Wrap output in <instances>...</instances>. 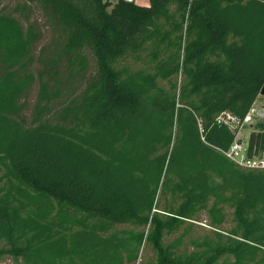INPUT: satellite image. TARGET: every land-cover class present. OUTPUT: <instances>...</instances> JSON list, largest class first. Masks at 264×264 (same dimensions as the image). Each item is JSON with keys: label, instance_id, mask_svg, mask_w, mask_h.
<instances>
[{"label": "trees", "instance_id": "obj_1", "mask_svg": "<svg viewBox=\"0 0 264 264\" xmlns=\"http://www.w3.org/2000/svg\"><path fill=\"white\" fill-rule=\"evenodd\" d=\"M28 1L60 43L25 126L39 35L0 14V261L264 264V170L229 160L216 123L264 91V0Z\"/></svg>", "mask_w": 264, "mask_h": 264}, {"label": "rangeland", "instance_id": "obj_2", "mask_svg": "<svg viewBox=\"0 0 264 264\" xmlns=\"http://www.w3.org/2000/svg\"><path fill=\"white\" fill-rule=\"evenodd\" d=\"M0 14L9 15L16 18L21 26L23 27L24 32L27 31L30 26L34 29L35 32L39 35L38 39L31 47V54L28 59L23 63L24 65H18L17 70L20 74L31 73L35 77V82L29 89L26 94H23L20 97L19 105L22 106V111L20 117L24 122L25 126H31L34 120V112L37 110V100L39 94V84L37 76L39 73L44 75H51L53 73L51 69H46L44 61L49 60L52 56L57 53L59 49V39L56 38V34L51 29V20L44 16V13L40 6L36 2H29L28 0H0ZM61 76L64 77L67 73L61 69ZM44 75V79L48 81L50 86H53L54 81L49 78V76ZM63 95L60 100L52 101L47 106L49 112L45 115L44 118L52 119L57 112L61 110L63 106L62 103L67 102L69 99ZM258 103H264V97L261 95L256 99ZM43 105V104H40ZM2 172H0V175ZM0 185L6 186V179L4 178ZM225 212L227 215V222L224 224L225 227L230 226L231 210L228 207H225ZM205 213L202 212L200 215L201 223L192 228L191 235L197 236L198 234L203 233L202 229H205L204 225ZM127 227L118 226L117 229H124ZM208 230V229H205ZM154 256L153 252L150 249H145L143 252V261L147 262L152 259ZM0 264H15L10 258H5L0 261Z\"/></svg>", "mask_w": 264, "mask_h": 264}, {"label": "built area", "instance_id": "obj_3", "mask_svg": "<svg viewBox=\"0 0 264 264\" xmlns=\"http://www.w3.org/2000/svg\"><path fill=\"white\" fill-rule=\"evenodd\" d=\"M115 3L117 0H109ZM217 124H223L233 134V141L224 155L242 169L264 170V149L251 144L250 137L264 124V103L255 101L243 117L223 112L216 118Z\"/></svg>", "mask_w": 264, "mask_h": 264}, {"label": "crops", "instance_id": "obj_4", "mask_svg": "<svg viewBox=\"0 0 264 264\" xmlns=\"http://www.w3.org/2000/svg\"><path fill=\"white\" fill-rule=\"evenodd\" d=\"M134 2L140 6H147L149 4L148 0H134Z\"/></svg>", "mask_w": 264, "mask_h": 264}, {"label": "water", "instance_id": "obj_5", "mask_svg": "<svg viewBox=\"0 0 264 264\" xmlns=\"http://www.w3.org/2000/svg\"><path fill=\"white\" fill-rule=\"evenodd\" d=\"M125 1L132 2V1H134V0H125ZM261 95L264 96V91L261 92Z\"/></svg>", "mask_w": 264, "mask_h": 264}]
</instances>
